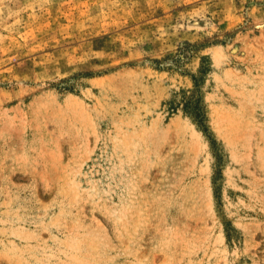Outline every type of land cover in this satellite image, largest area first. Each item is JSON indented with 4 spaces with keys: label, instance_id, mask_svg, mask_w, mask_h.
<instances>
[{
    "label": "rangeland",
    "instance_id": "obj_1",
    "mask_svg": "<svg viewBox=\"0 0 264 264\" xmlns=\"http://www.w3.org/2000/svg\"><path fill=\"white\" fill-rule=\"evenodd\" d=\"M0 264H264V0H0Z\"/></svg>",
    "mask_w": 264,
    "mask_h": 264
},
{
    "label": "bare ground",
    "instance_id": "obj_2",
    "mask_svg": "<svg viewBox=\"0 0 264 264\" xmlns=\"http://www.w3.org/2000/svg\"><path fill=\"white\" fill-rule=\"evenodd\" d=\"M195 131H197V130H195ZM197 132H198V131H197ZM198 133H199V132H198ZM198 133H197V134H198Z\"/></svg>",
    "mask_w": 264,
    "mask_h": 264
}]
</instances>
